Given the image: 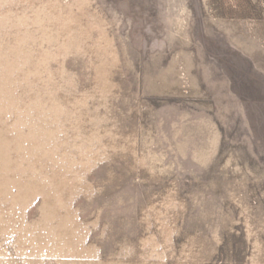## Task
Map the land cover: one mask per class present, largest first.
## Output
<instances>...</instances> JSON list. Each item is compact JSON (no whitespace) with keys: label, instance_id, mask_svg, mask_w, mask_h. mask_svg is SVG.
<instances>
[{"label":"rangeland","instance_id":"obj_1","mask_svg":"<svg viewBox=\"0 0 264 264\" xmlns=\"http://www.w3.org/2000/svg\"><path fill=\"white\" fill-rule=\"evenodd\" d=\"M0 264H264V0H0Z\"/></svg>","mask_w":264,"mask_h":264}]
</instances>
